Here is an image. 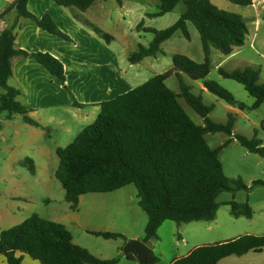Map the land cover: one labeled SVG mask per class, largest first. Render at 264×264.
Listing matches in <instances>:
<instances>
[{
  "label": "trees",
  "instance_id": "1",
  "mask_svg": "<svg viewBox=\"0 0 264 264\" xmlns=\"http://www.w3.org/2000/svg\"><path fill=\"white\" fill-rule=\"evenodd\" d=\"M58 6L88 10L96 0H52ZM122 0H116L118 4ZM248 7L253 0H227ZM180 2L185 10L169 27L155 29L144 27L143 21L136 25L138 32L150 33L152 39L147 46L139 44L127 61L138 64L144 58L161 53V44L176 32L190 40L187 23H191L200 38L203 61L197 63L183 54L172 56V67L154 75L135 88L99 104L100 111L94 122L85 126L64 148H56L59 159L55 178L64 190V200L75 210L78 198L85 194L110 193L127 185H134L138 206L145 212L147 222L142 242L147 244L157 238V230L165 221L177 225L191 222H211L215 219L219 203L217 197L223 192L248 190L239 180L232 181L223 172L218 155L229 141L210 148L204 136L212 133L232 134L234 120L229 117L225 124L209 119L212 105L203 102L201 94H194L183 75L192 81H203V88L231 107L244 110L246 106L214 81H207L210 73L211 51L217 50L228 56L234 48L243 46L249 33L245 19L232 12L217 8L210 0H159L157 10L147 13L148 18L161 17L171 12ZM28 0H14L0 17L15 10L17 17L32 20L43 31L68 40L48 14L35 17L27 9ZM77 19L80 17L76 16ZM105 41L110 36L93 24L83 21ZM14 25L0 32V113L7 119L20 115L29 126L39 128L30 111L17 101L19 91L8 85L12 75L11 60L14 57H31L51 76L65 85L62 63L48 53H28L14 48ZM218 73L225 79L241 84L256 109L264 103V83H259L260 72L252 67ZM177 78L179 93L170 90L165 81ZM183 98L192 110L201 117L203 125L195 124L180 106ZM72 106L83 107L76 101ZM234 138L247 151L264 159L262 142ZM34 175L33 161L25 158L20 163ZM252 186L264 185L254 181ZM227 205L234 218L252 217L247 203L237 204L233 200ZM105 240L122 238L120 233L88 232ZM248 252L264 253V235H243L231 240L204 244L193 248L186 256L174 259L170 264H218L229 256H242ZM23 255L39 264H117L118 258L99 259L85 248L73 243L71 233L60 223L33 214L21 223L0 230V257L6 264H22ZM128 260L135 259L131 254ZM158 261L152 252L142 264Z\"/></svg>",
  "mask_w": 264,
  "mask_h": 264
},
{
  "label": "rangeland",
  "instance_id": "2",
  "mask_svg": "<svg viewBox=\"0 0 264 264\" xmlns=\"http://www.w3.org/2000/svg\"><path fill=\"white\" fill-rule=\"evenodd\" d=\"M122 1L123 8L116 0H96L87 14L92 17L93 13L96 14L98 24L105 34L110 35L109 42L101 39L111 44L118 68L125 72L126 66L129 65L126 56L136 51L139 44L147 46L152 39L150 33L138 32L135 29L136 25L143 21L146 27L158 30L167 28L180 17L185 7L181 2L171 12L161 17L148 18L146 14L157 10L159 0ZM254 1L253 6L240 7L227 0H210L219 9L241 15L245 19L249 33L243 46L235 48L228 56L213 49L210 55V73L206 80L219 84L246 108L242 111H232L228 104L211 93L201 94L203 102L213 106L209 114L211 121L225 124L229 117L234 120L231 135L223 132L209 133L204 139L210 148L229 141L218 155L223 172L232 181L239 179L248 190L221 193L216 199L219 207L215 219L211 222L199 221L177 225L172 221H165L157 230V238L151 240L152 252L158 258L155 264H168L175 257L186 256L194 246L231 240L247 234L264 235V185L252 186L254 181L264 183V159L247 151L234 138L236 135L243 136L247 140L254 138L261 141V146L264 148V103L256 109L248 108L252 106L254 99L248 95L243 86L223 78L218 73L219 68L231 72L252 67L259 70V82L264 83V0ZM6 5L5 0H0V13ZM188 32L190 40H186L181 32H177L163 44L164 53L157 57V61L153 62L154 59L150 58L140 64L143 75L140 79L129 83L132 89L154 75L169 70L172 67V54H189L195 61L203 60L199 34L192 24L188 25ZM183 79L191 86L194 94L201 93L199 81H192L185 75ZM165 84L170 90L179 92V84L175 76L168 78ZM64 88L65 85L62 84L59 88L57 80L53 85H48L47 92L51 94V104L37 107L33 115V118L39 120L37 122L41 124L39 128L27 125L20 115L14 114L9 120L6 118V113H0V207L11 212L10 216L0 222V229L10 228L37 214L54 222L62 221V225H66L70 231L73 243L85 248L99 259L118 258L117 264H138L136 259L126 260L122 253L127 242L143 239L147 222L145 212L137 204L134 185L130 184L116 190L112 198H98L101 204L112 202L121 205L123 202L127 207V224L118 222L116 228L122 238L105 240L91 235L78 225L77 220L68 218V215H72L69 204L65 202L64 190L55 178L59 164L55 150L71 143L83 126L94 122L100 109L96 112L92 106H88L86 109L93 112L92 116L96 112L94 119L92 120L91 117L80 124L72 123L70 108L66 106V102L73 100V97ZM118 92L123 94L122 89ZM0 93H2L1 89ZM178 102L195 124L203 125L201 117L183 98H179ZM66 127L70 128V132L65 130ZM25 158L33 161L36 167L35 175L30 174L27 168L20 164ZM11 196H19L21 199H12ZM232 200L237 204L247 203L252 210V217L234 218L227 205ZM75 215L83 217L84 211L80 209L79 214ZM87 228L91 230L93 226L89 225ZM23 257L29 263L22 264H38L28 256L23 255ZM221 264H264V253L250 252L242 257L232 256L222 260Z\"/></svg>",
  "mask_w": 264,
  "mask_h": 264
},
{
  "label": "crops",
  "instance_id": "3",
  "mask_svg": "<svg viewBox=\"0 0 264 264\" xmlns=\"http://www.w3.org/2000/svg\"><path fill=\"white\" fill-rule=\"evenodd\" d=\"M13 1L14 0H5V2L7 3L6 7ZM94 4L90 8H92ZM254 4L255 1L253 0V4L251 6H253ZM119 5L121 6V8H123V1ZM90 8L85 12H79L75 9L58 6L52 0H28V11L38 19L41 18L44 14H48L52 21L56 24V26L66 36H68V40L58 38L41 30L35 24V22L30 19L17 17L15 10H10L3 17H0V32L14 25L13 34L15 37V49L24 50L28 53H48L57 58L62 63L65 74L64 90L68 91V93H71L73 97V100H68L66 102V106L70 108L69 112L71 115L72 123L77 124H80L82 121L88 120V118L91 117L93 120L96 112L98 111V109H100L99 104L120 95L118 92L119 89H122L121 93H125L131 90L132 86H130L129 83H133L134 81L140 79L143 75L140 69V64L150 58L154 59L153 62L157 61V57L164 53L162 50V46L166 42L165 41L161 44V53L157 54L154 57L144 58L138 64H130L127 61L129 65L126 66V71L122 72V69L118 68L115 53H112L111 44L104 42L89 25H86L83 22L87 21L104 32L95 18L96 14L94 15L93 13V17L88 16L87 12L90 10ZM76 16L80 17V19H77ZM189 24L191 23H187V28ZM212 53L213 50L211 51V55ZM173 55L174 54H172V56ZM183 55L193 60L192 56H190L189 54ZM128 56L129 54L126 56V60ZM202 61L196 60L195 62L201 63ZM11 64L12 75L7 81L8 85L19 91L20 94L17 97V101L24 105L27 109H29V115L31 118H33L37 107H46L51 104V94H48L47 87L48 85H53L54 81L57 79L51 76L31 57H14L11 60ZM199 83L201 92L200 94L207 93V91L203 88V81L200 80ZM59 88H61L60 82ZM66 91L65 93L67 94ZM77 95L80 98H78ZM68 97L71 96L68 95ZM72 101H76L78 104L83 105V107L72 106ZM88 106H92V108L96 111L94 116H92L93 112H89L88 109H86V107ZM229 109L232 111H240L239 109L231 106H229ZM84 127L85 126H83V128ZM65 130L67 132H70L69 127H66ZM114 192L115 191L110 193L81 195L78 198L76 209L71 210L69 208V211L72 215H68V218L72 219L73 221L77 220L78 225L83 227L84 231L87 232L94 231L118 233L119 230L116 229L118 222L127 224V207L123 204V202L121 203V205L113 204L112 202H109V204H107L108 202L101 204L99 203L98 199L99 197L112 198ZM11 198L16 200L21 199V197L19 196H11ZM80 209L84 211V215L83 217L81 215H78V217H76L77 215L75 214H79ZM8 210L0 207V222L2 221V219H6L7 216H10L11 212ZM59 223L62 224L63 222L61 221ZM89 225L93 226L91 230H88L87 228L89 227ZM64 227L66 228V225H64ZM151 240L146 245L151 248V250H153ZM139 241L142 242V240ZM195 247L197 246H194L193 248ZM176 258L179 257L173 258L172 261ZM226 258L221 259L218 264H221L222 260ZM125 259L128 260L127 258ZM23 262L29 263L28 261H25V257H22V263ZM171 262H169L168 264H170ZM0 264H6L1 257Z\"/></svg>",
  "mask_w": 264,
  "mask_h": 264
},
{
  "label": "water",
  "instance_id": "4",
  "mask_svg": "<svg viewBox=\"0 0 264 264\" xmlns=\"http://www.w3.org/2000/svg\"><path fill=\"white\" fill-rule=\"evenodd\" d=\"M122 253L123 255L131 254L138 264H142L145 258L152 253V250L139 240H130L124 245Z\"/></svg>",
  "mask_w": 264,
  "mask_h": 264
}]
</instances>
